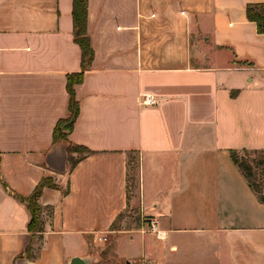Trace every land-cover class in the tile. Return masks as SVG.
Here are the masks:
<instances>
[{
	"label": "crops",
	"instance_id": "obj_1",
	"mask_svg": "<svg viewBox=\"0 0 264 264\" xmlns=\"http://www.w3.org/2000/svg\"><path fill=\"white\" fill-rule=\"evenodd\" d=\"M259 3L88 0L95 57L69 140L91 153L71 168L53 133L81 70L73 0H0V264H264V203L231 158L264 151V34L246 14ZM45 177L53 218L38 257L19 258L31 214L9 190L28 197ZM134 204L141 220L116 227Z\"/></svg>",
	"mask_w": 264,
	"mask_h": 264
},
{
	"label": "trees",
	"instance_id": "obj_2",
	"mask_svg": "<svg viewBox=\"0 0 264 264\" xmlns=\"http://www.w3.org/2000/svg\"><path fill=\"white\" fill-rule=\"evenodd\" d=\"M249 21L257 25L259 34H264V3L250 4L246 10ZM73 26H74V42L79 45L81 49V70L76 73L67 74V91L69 93V116L66 119L60 120L53 133L54 143L66 142L68 144L69 163L73 168L83 158H75L73 155L77 152H83V156L90 154L91 151L85 147L75 145L69 140V135L72 133L75 123L80 116V102L76 97L75 87L84 82L85 74L90 70L95 52L92 46V40L88 32V0H73ZM240 152L245 153H263L264 151L257 150H231V158L233 162L241 169L247 178L250 187L258 195L259 200L264 203V190L259 189V184L254 180L252 166L246 161L239 158ZM262 164V163H259ZM4 183V182H3ZM5 187L8 189L6 183ZM139 187L140 190V160H135L130 157L127 164V194L129 202L133 196V190ZM45 188L60 189V186L54 182L52 177H45L41 180L33 193L28 197H22L14 194L11 190L9 192L17 199L26 204L30 214L31 221L28 226V231L31 234L32 241L29 246L21 253L19 258L36 259L39 255L40 249L35 247L36 238L43 239L45 232L46 221H51L53 218V208L44 207L40 199ZM70 188L65 189V193H69ZM122 216V215H121Z\"/></svg>",
	"mask_w": 264,
	"mask_h": 264
},
{
	"label": "rangeland",
	"instance_id": "obj_3",
	"mask_svg": "<svg viewBox=\"0 0 264 264\" xmlns=\"http://www.w3.org/2000/svg\"><path fill=\"white\" fill-rule=\"evenodd\" d=\"M196 35L194 34L193 37V43H196ZM75 154V153H74ZM83 152H77V157L79 158L83 156ZM132 158L135 160V162L139 161V156L133 155ZM239 158L242 160H246L251 166H252V171L254 174V180L257 184H259V189L261 191L264 190V154L263 153H245V152H240ZM262 163V164H259ZM67 187V186H66ZM133 196L131 201H136V199L139 196V187H136V189L133 190ZM132 222V225H137V222L141 220V216L137 213V209L135 208V204L133 206H129V209L120 217L119 221H117L116 227L120 226L123 221L128 220ZM128 221V222H129ZM126 222V221H125ZM110 242H103L104 246L102 247V250H100V253H102L104 247L108 249ZM108 245V246H107ZM105 249V248H104ZM109 250V249H108ZM107 251V250H106Z\"/></svg>",
	"mask_w": 264,
	"mask_h": 264
},
{
	"label": "built area",
	"instance_id": "obj_4",
	"mask_svg": "<svg viewBox=\"0 0 264 264\" xmlns=\"http://www.w3.org/2000/svg\"><path fill=\"white\" fill-rule=\"evenodd\" d=\"M158 100L156 99V97L150 93H144L142 94V101H141V104L144 105V106H155L158 104ZM153 229H155V226H152ZM157 236L158 237H162V234L161 232H157ZM99 240L101 242H107V238L106 237H102V238H99Z\"/></svg>",
	"mask_w": 264,
	"mask_h": 264
},
{
	"label": "water",
	"instance_id": "obj_5",
	"mask_svg": "<svg viewBox=\"0 0 264 264\" xmlns=\"http://www.w3.org/2000/svg\"><path fill=\"white\" fill-rule=\"evenodd\" d=\"M89 263L90 261H88L87 259L75 257L70 261L69 264H89Z\"/></svg>",
	"mask_w": 264,
	"mask_h": 264
}]
</instances>
